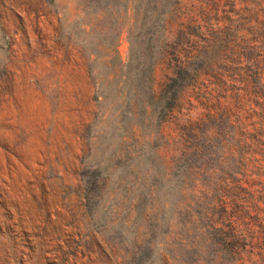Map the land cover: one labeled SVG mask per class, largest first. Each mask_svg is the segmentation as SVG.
Segmentation results:
<instances>
[{
	"label": "rangeland",
	"instance_id": "rangeland-1",
	"mask_svg": "<svg viewBox=\"0 0 264 264\" xmlns=\"http://www.w3.org/2000/svg\"><path fill=\"white\" fill-rule=\"evenodd\" d=\"M255 7L0 0V264H260L254 207L234 193L220 207L237 173L225 109L256 88ZM213 38L215 73L163 111Z\"/></svg>",
	"mask_w": 264,
	"mask_h": 264
},
{
	"label": "trees",
	"instance_id": "trees-1",
	"mask_svg": "<svg viewBox=\"0 0 264 264\" xmlns=\"http://www.w3.org/2000/svg\"><path fill=\"white\" fill-rule=\"evenodd\" d=\"M253 2L256 7L253 8L254 14L249 21L251 23L249 29H252L251 34L255 39V45L252 48L243 49V53L248 56L252 64L250 71L245 74L252 82L254 81L256 88L250 95L245 93L242 95L241 105L233 109H225V117L230 118L232 113L238 122V134L230 143L231 145L229 144V149L234 148L231 152H233L232 157L235 159L237 173L232 175L233 183L226 187L221 197L220 207L221 212L227 211L229 203L226 196L232 193L241 196L254 207L253 216L256 226L252 244L258 249L260 264H264V0H253ZM224 44L223 40L213 38L208 48L197 51L196 54L187 58L184 65L166 83L161 103L163 111L174 103L179 92L186 85H193L197 81L204 66L207 65L206 69L209 68L205 71L208 75L215 73V67L212 64L217 59L219 47ZM245 88H247L246 84ZM211 98H216L213 90L209 92L208 99ZM218 103L215 99L204 106L211 110ZM232 227L229 222L227 231L231 232ZM233 236L234 240H237L234 233Z\"/></svg>",
	"mask_w": 264,
	"mask_h": 264
}]
</instances>
